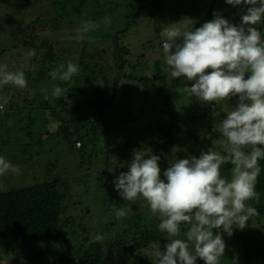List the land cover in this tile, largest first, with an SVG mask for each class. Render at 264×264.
<instances>
[{"label":"trees","instance_id":"1","mask_svg":"<svg viewBox=\"0 0 264 264\" xmlns=\"http://www.w3.org/2000/svg\"><path fill=\"white\" fill-rule=\"evenodd\" d=\"M90 2L94 3L92 8ZM0 3L4 5L0 10H5L0 29L13 31L14 39L2 48L0 59L7 57L6 63L11 66L8 71L25 73L27 87L18 96L24 99L31 93L41 96L33 100L38 105L35 109L41 112L40 124L33 120L29 124L35 127V133L47 136L39 137L35 145L21 147V151L27 154L31 148H39L46 158L57 148L65 150L63 144H67L76 173L73 178L66 173L54 178L48 175L50 179L32 186L0 191L1 255L5 258L41 245L57 251L54 258L59 264L113 263L115 257L152 264L151 245L158 243L163 248L168 242L167 234L158 230V214L153 215L142 198L131 204L122 200L113 188V180L128 171L126 166L134 151L161 156V178L173 157H198L209 147L223 154L222 136L216 125L236 102L235 98L225 99L214 112L210 104L199 102L193 113L180 116L171 101L176 88H160L145 75V59L154 61L156 74L166 67L161 51V25H153L149 18L170 14V7L180 0H0ZM31 6L47 10L37 9L40 13L32 16L30 24L15 21L7 13V8L24 7L29 16L26 10ZM242 7L227 5L224 0H207L195 27L212 20L214 12L239 23ZM178 16L179 13L172 17L165 15L161 20L167 25ZM145 18L150 23L148 36L140 28ZM258 28L263 32L264 23ZM68 60L79 64V74L66 83L53 81L48 73ZM32 74L37 79L33 80ZM54 85L70 86L67 93L73 101L70 107L63 99L51 96ZM0 96L10 94L0 88ZM12 100L8 99V108ZM135 101L142 102L141 115H148L144 125L138 124L141 119L132 117L131 104ZM131 120L135 125H131ZM10 134H19L16 125L8 130L7 135ZM73 134L78 136L72 138ZM5 143L9 144L8 138ZM41 151L34 153V157L41 160ZM259 164L261 173L255 188L258 199L247 202L259 215L251 217L243 230L234 229L232 236L223 235L226 249L220 264H231L234 257L238 258V264H264V160ZM232 167L230 163L222 165L221 175L230 179ZM94 180L98 184L95 192L103 194L97 200L100 205L85 206L83 198L74 194L88 189ZM121 208L130 210L126 217L117 219L115 213ZM89 215L92 222L100 215L104 220L92 229L85 223ZM184 226L176 238L183 239ZM97 234L105 239L94 242L92 237Z\"/></svg>","mask_w":264,"mask_h":264},{"label":"clouds","instance_id":"2","mask_svg":"<svg viewBox=\"0 0 264 264\" xmlns=\"http://www.w3.org/2000/svg\"><path fill=\"white\" fill-rule=\"evenodd\" d=\"M224 2L243 6L239 23L214 12L213 19L200 27L185 17L162 25L160 32L167 78L192 82L183 87L189 99L210 104L214 112L221 101L235 98V106L216 125L224 153L209 147L198 157H173L161 178V156L134 151L128 171L112 182L122 200L131 204L142 198L152 214H158V230L167 234L168 242L163 248L158 243L151 245L152 264H197L198 260L220 264L226 249L223 235L243 230L251 217L259 215L247 202L258 199L259 161L264 160V147H258L264 146V37L256 27L264 23V0ZM79 72V64L68 60L48 75L66 83ZM9 84L27 87L25 73L8 71L7 65L0 64V88ZM67 93V88L54 85L51 96L63 98L70 107L73 101ZM7 101L8 97L0 96V110ZM226 163L233 165L230 179L221 175ZM13 168L0 156V175ZM129 210L118 209L117 219L126 217ZM182 225L188 226L184 238H176ZM92 239L97 242L105 237L97 234ZM231 264H238V258Z\"/></svg>","mask_w":264,"mask_h":264},{"label":"rangeland","instance_id":"3","mask_svg":"<svg viewBox=\"0 0 264 264\" xmlns=\"http://www.w3.org/2000/svg\"><path fill=\"white\" fill-rule=\"evenodd\" d=\"M205 2H207V0H180V3H177V5L174 4L170 7V14L168 15L160 14L159 16L155 15L154 18L152 17L149 19L154 21L153 25H157L158 23V25H161L160 27L162 28V25H165V21L161 20L163 16L166 15L168 17L169 16L172 17V15H175V13L176 14L179 13V16L170 23L179 22L182 18L185 17L192 18L197 23V20L203 16V6ZM1 3L7 5L4 2ZM1 3H0V9L1 7H4V5H2ZM93 6L94 3L90 2V7L92 8ZM31 7L32 8L27 7L26 10L29 13V16L24 11V7H22V10L7 8L8 11L7 13L10 15L11 18H15V21L22 20L24 24H30L34 19L32 18V16L35 17L37 13H40L39 10H41V12L42 10H47V8H43V7L39 8L35 6L39 10L33 8V6ZM4 11H5L4 9L0 10V22L5 20ZM23 13L25 16L23 15ZM146 18L144 19L145 22L141 24L140 28L141 30H143V32L147 31L148 34L145 36H148L150 35V30H148L150 23L149 21H147L148 19ZM258 26L259 24L256 25V27ZM12 32L13 31L6 32L5 29H0V52L4 46L6 47L9 43L14 42V39L12 40ZM262 37H264V30L262 32ZM6 40H9V42H7ZM5 53L6 51H4V55ZM6 59L7 57H5L3 60L0 59V64L7 65V70H8L11 66L9 63H6L7 61ZM153 63L154 61H151V59L148 60L145 59L143 61L145 75L148 78L154 80L157 83V86L160 88L161 87H166L167 89H170L172 87L176 88L175 94L171 96V101L174 106L173 110L176 109L180 113V116H188L191 113H193L199 106V102L194 97L189 99L187 97V94L183 92V87L185 86L190 87L192 82L183 81L182 83L181 81L183 80V78L169 81L166 75L167 68L164 67L162 69V73L156 74L152 66ZM207 71H211V69ZM31 78L33 80L37 79V75L32 74ZM8 88L10 90H8ZM65 88H67L68 90L70 86L67 85ZM21 91H22L21 89L11 84L4 85L2 87V92L10 94L8 99L12 98L13 100L10 108H8L7 105L5 104L3 110H0V156H3L6 160H8L14 166V168L10 169L4 175H0V191H7L13 188L32 186L34 184L43 182V180L50 179V176L54 178L59 174L66 173L71 178L76 176V173L74 172L75 163L73 161L72 155H70V150H69L70 146L67 144H63L65 150L61 148H57L55 149L53 155L48 156L46 158H44L43 155L44 152L41 151L39 148H31L30 152L27 154H24V151H21L22 150L21 147L23 146L26 147V145H35L39 137H41L42 139L47 137L45 134L41 136L39 133H35L36 132L34 131L35 127L29 124L30 120H33L37 125L40 124L41 112L35 109L38 107V105L35 102H33V100L34 97L40 99L41 96L36 97L34 96L33 93H31L28 94V96H26V99H24V97L18 96L20 95L19 93ZM67 96L69 97V94H67ZM131 105H132L131 112L133 115L132 116L133 119L134 117L137 119H141L142 122H138V124L144 125L148 120V115L147 116L146 114H144L143 116L141 115L140 110L142 108V102L135 101ZM131 121L133 122L131 125H135L136 122L134 123V120ZM14 125H16L17 129L19 130V134L7 135L8 130H12ZM190 127L193 128V126ZM27 133H30L31 135L28 137ZM71 136L72 138H75L78 135L73 134ZM6 138L9 139L8 145L6 144L7 142L5 143ZM49 146L50 145L47 144V147ZM32 147H36V146H32ZM39 151H41L40 155H43L41 160L39 157H34L33 155L36 152L39 153ZM32 155H33V159H31ZM16 169H18V171ZM88 185H89L88 189H81L79 190L78 193H75L74 195L83 198L81 201H84L83 203L85 204V206L93 205V204H95L93 205V207L99 206L100 202H98L97 200H100L103 194H100L99 192H95L96 190H98L97 182L94 180L91 181L90 184ZM92 199L95 200L94 203L89 202ZM98 213L99 211H97V214ZM86 217L87 218L85 219L86 221L85 223H87V225L92 229L95 228L94 224H98V225L102 224L104 220V218L101 217V215L99 216V219L96 220L95 222H92V219H90L91 215ZM187 227L188 226L186 225L185 227L186 231H187ZM182 237L184 238V233L182 234ZM57 254H58L57 251H53L52 249L47 248L46 246L43 248L41 245L40 246L37 245L34 247H27L25 249H22L21 251L16 252L14 255L11 254L8 257L5 256V258H3L4 254L1 255L0 253V257H1L0 263L1 264H59V262H56L54 258L56 257ZM99 264H141V262L140 261L138 262L134 258L127 259V258L115 257L113 259V263L112 261H102ZM197 264H203V261L198 260Z\"/></svg>","mask_w":264,"mask_h":264}]
</instances>
